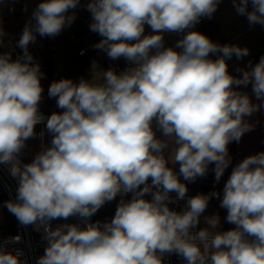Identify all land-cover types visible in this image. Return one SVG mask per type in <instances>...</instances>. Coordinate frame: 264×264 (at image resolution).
Here are the masks:
<instances>
[{"label":"clouds","instance_id":"9594fccd","mask_svg":"<svg viewBox=\"0 0 264 264\" xmlns=\"http://www.w3.org/2000/svg\"><path fill=\"white\" fill-rule=\"evenodd\" d=\"M18 2L0 0V14ZM223 2L40 0L15 44L0 51V166L17 185L0 208L41 234L34 264H167L173 255L179 264H264V151L232 166L222 190L188 194V183L210 170L221 181L233 162L229 145L253 131L259 121L250 118L264 110V55L234 75L228 61L250 49L197 30ZM231 5L250 30L264 28V0ZM78 7L101 38L91 47L126 66L94 60L90 78L53 80L47 96L60 111L45 115V74L30 45L71 27ZM8 35L0 16V49ZM37 138L39 151L24 162ZM117 198L111 218L93 221ZM213 198L233 227L223 228L219 212L205 215ZM22 235L0 237V264H31L9 247Z\"/></svg>","mask_w":264,"mask_h":264},{"label":"rangeland","instance_id":"374dc122","mask_svg":"<svg viewBox=\"0 0 264 264\" xmlns=\"http://www.w3.org/2000/svg\"><path fill=\"white\" fill-rule=\"evenodd\" d=\"M40 0H20V2L14 5H9L3 9L2 20L5 31L9 34L7 37L14 36L22 32L23 27L28 20L32 9L39 3ZM25 3L28 5V11L25 12ZM86 0H81V4H85ZM14 7V11H10L9 8ZM20 13V16L17 13ZM76 20L71 25L64 29V31L55 38H37L35 44L30 45V51L36 60L41 64V69L45 74V78L41 81L44 87V99L41 103V110H44L48 114L53 111H60L56 107L55 99H49L47 96V89L53 80H59L61 78H71L76 77L77 66L80 63V56L78 51L81 47L88 44V38L90 34H95L89 30L87 25L83 22L82 17L90 15V13L84 7H78L76 10ZM198 26V27H197ZM197 30L209 36L213 41L224 43H238L241 46H247L250 49V55L245 57L241 61H237L235 58L228 61L229 71L233 73V70L239 66L243 67L247 65L248 60L259 61L261 55H264V28L257 25L253 29H249L246 18L238 16L231 5V0H224L221 3L218 11L215 13L212 19H203L198 25ZM150 29L146 26V33ZM79 33L80 36L73 37V34ZM6 37V38H7ZM97 38V36L95 35ZM178 39L176 35H166L165 41L166 45L170 46L174 41ZM262 45V46H260ZM257 55V56H256ZM43 128L41 125L36 126V131L39 132ZM48 137H45L47 141ZM40 149V140L37 138L35 140L28 141V148L25 150V155L22 157L23 160L29 162L33 158V155ZM231 167L226 170L225 177L228 178ZM212 173V172H211ZM214 174V173H213ZM223 179V178H222ZM201 182L188 183L189 195L200 193V190L204 189L206 193L210 192V189L222 190L219 187V183H215L213 177L212 185L208 187L201 185ZM210 188V189H209ZM4 192L0 187V203L6 201ZM118 199L106 204L102 207L99 213L104 214L105 218L109 219L114 215L116 204ZM222 215V214H221ZM222 217V216H221ZM75 220V219H71ZM221 218V222H222ZM59 221V220H58ZM70 221V220H69ZM0 223L10 224L15 227L16 220L6 208H0Z\"/></svg>","mask_w":264,"mask_h":264},{"label":"crops","instance_id":"0c3cea01","mask_svg":"<svg viewBox=\"0 0 264 264\" xmlns=\"http://www.w3.org/2000/svg\"><path fill=\"white\" fill-rule=\"evenodd\" d=\"M17 15L20 16V13L18 12ZM95 35L97 36V38L95 37ZM99 40H100V37L96 33L94 35L90 34L88 38V44L79 49L78 54L80 53V50L83 48H87V52L84 55L79 54L81 58H80V63L77 66L76 77L73 78L74 80H78L81 76H84L85 78H90V67H91L92 61L94 60L97 61L100 64V66L103 67L104 69H107L109 67H114L118 71V68L123 69L126 66L125 61L123 60L112 61L109 58H107V56L103 52L98 51L91 47L93 44L97 43ZM252 61L253 63L255 62L254 57L252 58ZM235 69L233 70V74L238 75V73L235 72ZM245 90L251 95V85H249L248 88ZM250 119L253 122L257 120L259 121L255 129L249 133H246L242 137V140L240 141V143L237 144L233 142L232 144L229 145L230 154L233 157L232 166H234L240 160L245 158L247 155L255 154L259 151H264V110L254 114ZM211 167L212 166H210V169ZM177 170H178V165H177ZM213 177H214V174L213 172L211 173V170H210L206 177L198 178L196 182H201L200 186L204 185L207 187L208 185L209 187L210 185H212ZM226 180H227V177L224 176L223 179H221V181L218 184L219 187L221 186L223 188V185L226 182ZM196 190H200V193H206L205 188L203 190L201 188L196 189ZM210 191L212 190L210 189ZM215 212H219L220 216H222L221 217L222 219L226 214L225 210L219 207V200L213 198L210 201L209 208L207 209L205 215L212 214ZM100 218H105L104 214L97 213L96 219H100ZM222 224H223V228L225 229L224 220H222Z\"/></svg>","mask_w":264,"mask_h":264},{"label":"built area","instance_id":"2783aa9c","mask_svg":"<svg viewBox=\"0 0 264 264\" xmlns=\"http://www.w3.org/2000/svg\"><path fill=\"white\" fill-rule=\"evenodd\" d=\"M83 22L87 25L89 28V23L91 21V16L88 15L86 17H82ZM21 33L16 34L11 37L5 38V48L0 49V51H7L10 50V46L8 45V41L11 40L12 44H15V41L19 38ZM80 36L79 33L73 34V37H78ZM101 39V38H100ZM81 50H84V53L87 52V48H83ZM80 50V52H81ZM21 50L19 48H16L14 53H13V58L17 54H19ZM123 70L121 68H118V71ZM45 115H49L47 112L44 110H41ZM43 126V125H41ZM24 162H27L24 160ZM30 162V161H29ZM0 187L2 188L4 194L6 195V199L8 200L10 197L15 196V190H16V182L13 180L7 173V170L3 167L0 166ZM191 196V195H190ZM182 206V205H181ZM173 207H176L173 205ZM16 220V219H15ZM95 220H101L103 221L104 219H95ZM93 220V221H95ZM64 221H55L53 222V227L57 223H63ZM70 223L77 222L76 220H70L68 221ZM203 226V225H201ZM17 234H23L22 235V243L17 244V245H10V248H21L24 250L26 258L29 259L31 264H34L36 257L40 256L43 254V250L45 247V242L41 240V234L33 231L31 227L28 229H22L16 220V226L14 227L12 223L10 224H2L0 223V237H7V236H15ZM167 264H179V261L176 256H171L167 258Z\"/></svg>","mask_w":264,"mask_h":264},{"label":"trees","instance_id":"16d2710c","mask_svg":"<svg viewBox=\"0 0 264 264\" xmlns=\"http://www.w3.org/2000/svg\"><path fill=\"white\" fill-rule=\"evenodd\" d=\"M4 195H5V194H4ZM5 198H6V195H5ZM225 215H226V214H225ZM92 219L95 220V219H96V215H95ZM231 227H233V226L225 222V230H227V229H229V228H231Z\"/></svg>","mask_w":264,"mask_h":264}]
</instances>
